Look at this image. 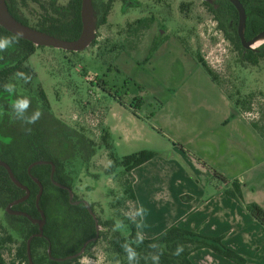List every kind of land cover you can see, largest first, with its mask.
Segmentation results:
<instances>
[{
	"label": "rangeland",
	"instance_id": "rangeland-1",
	"mask_svg": "<svg viewBox=\"0 0 264 264\" xmlns=\"http://www.w3.org/2000/svg\"><path fill=\"white\" fill-rule=\"evenodd\" d=\"M68 1L58 0V4L65 6ZM125 1L131 3L112 6L106 24L98 28L94 46L77 53L36 48L24 64L32 73L30 80L7 81L20 95L30 96L33 112V102L43 103L42 93L51 115L93 144L88 155L76 145L68 146L62 163L73 194L92 204L101 224L110 221L111 228L100 226L107 237L113 234L111 229L126 234V219L135 214L124 194L125 176L121 168L111 169V156L120 160L146 151L157 157L156 152L165 147H169L167 155L171 152L179 107L185 114L187 107L203 105L208 96L209 88L193 87L202 86L199 76L206 74L196 56L216 75L239 116L245 111L244 103H254L253 109L264 121V60L257 66L241 63L202 0ZM23 14L30 25L35 24V4ZM138 20L141 23L136 24ZM212 57L220 58V70L211 67ZM187 90L191 92L186 94ZM135 100L142 101L141 108H136ZM33 126L40 135L44 131L47 142L55 139L53 130L59 129L46 117ZM20 226L0 207L1 252L6 261L22 247ZM80 262L125 264L126 260L112 253L101 237Z\"/></svg>",
	"mask_w": 264,
	"mask_h": 264
},
{
	"label": "trees",
	"instance_id": "trees-1",
	"mask_svg": "<svg viewBox=\"0 0 264 264\" xmlns=\"http://www.w3.org/2000/svg\"><path fill=\"white\" fill-rule=\"evenodd\" d=\"M238 1L246 13L245 39L249 40L259 32L264 31V0ZM96 3V0H92L94 14L98 18ZM6 4L9 13L14 19L21 24L29 26V19L24 16L23 10L28 5L35 4L38 16L35 18L33 27L50 36L64 40H74L80 33V0H69L65 6L59 5L58 0H6ZM204 5L217 21L218 28L238 52L241 63L257 66L264 60V45L255 52L244 50L241 47L235 29L237 25V12L229 2L214 0L212 5L207 3H204ZM110 10L111 0H106L105 4L102 5L101 25L106 23ZM7 36H12V34L0 27V37ZM35 49L31 43L20 39L18 43H15L6 51L0 52V91H5L6 80L12 75L15 68L18 67L19 72L27 74L23 69V63L33 54ZM16 59H18L17 64L15 63ZM195 60L204 68L211 80L217 83L216 75L205 62L198 56H196ZM0 100L4 109L8 110L3 112V117H1L0 161L6 162L11 167L15 179L28 187L30 191L28 199L18 205L17 208L33 218H39L35 205L38 186L28 176L27 167L35 161H51L55 165L53 181L72 189L71 178L65 176L63 173L64 165L60 155V147L63 146V143L60 141V138L63 137L62 133L68 137V144L71 143V140L82 142L87 148H91L90 145L93 146V144L65 125L59 127L58 130H53L56 137L51 142L45 140L43 130L41 131L43 135H40L33 124L28 125L22 120H20L22 124L16 128H13L11 125L3 126V124H13L17 121L14 118L12 109L15 101L10 100V103H7L6 101H2L1 97ZM134 102L136 108H141L143 105L141 100H135ZM251 104L244 103L245 111L251 109ZM29 127L31 128L30 133L26 131ZM153 156V153L146 151L122 157L120 160L114 159L111 156V169L121 168V173L125 176L124 194L133 204L135 214L133 217L126 219L124 225L126 234L121 233L119 230L111 229L113 234L110 237L100 233L98 239L102 237L112 253L126 260L125 264H130L125 246L137 253L138 259L132 261L131 264H156L153 256L159 254V264H191L189 255L198 249H210L225 258L239 262L240 259L227 250L219 238L206 237L197 232L184 230L176 225L169 227L158 236L150 239H145L137 233L136 228L139 223V215L132 187L133 176L131 173L135 168L150 161ZM42 170H45V172ZM213 172L215 178L225 180L216 171L213 170ZM30 173L43 187L38 206L45 216L42 236L33 237L30 243L32 264H82L80 259L85 256L87 250L80 257L71 260L56 261L55 259L66 258L78 253L85 241L95 236V227L92 219L83 207L72 206L68 201L67 192L53 184L49 177V166H35L31 169ZM230 186L231 188L225 191L226 194L232 199L242 202L243 198L239 183L232 181ZM23 195L24 192L15 187L9 180L5 170L0 168V207L4 208L8 202L16 200ZM245 209L264 227L263 209L253 203L245 204ZM7 217L11 221L21 225L22 231L19 232V236L23 242L22 247L16 251L14 258L6 261L1 252L4 240H0V264H29L26 244L32 235L38 233V226L32 225L23 217ZM100 225L110 227L111 223L107 221L102 224L100 223ZM7 241H9L8 238ZM94 244L91 243L88 248ZM178 245H183L184 251L179 256H176L173 253ZM49 247L50 254H48Z\"/></svg>",
	"mask_w": 264,
	"mask_h": 264
},
{
	"label": "crops",
	"instance_id": "crops-1",
	"mask_svg": "<svg viewBox=\"0 0 264 264\" xmlns=\"http://www.w3.org/2000/svg\"><path fill=\"white\" fill-rule=\"evenodd\" d=\"M199 81L203 85L193 87L209 88L208 96L185 114L179 107L171 152L167 155L165 147L132 171L137 233L150 239L176 225L219 238L240 259L198 249L189 255L191 264H264V227L245 209L253 203L264 210V121L239 116L233 100L207 73ZM213 170L225 180L216 183ZM232 181L241 186L242 202L225 192Z\"/></svg>",
	"mask_w": 264,
	"mask_h": 264
},
{
	"label": "water",
	"instance_id": "water-1",
	"mask_svg": "<svg viewBox=\"0 0 264 264\" xmlns=\"http://www.w3.org/2000/svg\"><path fill=\"white\" fill-rule=\"evenodd\" d=\"M204 3L207 4H212L214 0H202ZM229 2L237 12V27H236V34L237 37L240 41V45L244 50H249V51H256L258 48L264 45V31L259 32L256 34L254 37L251 39L247 40L245 39V28H246V13L245 10L243 9L242 5L238 0H224ZM80 23H81V30L78 35V37L74 40H64V39H59L53 36H50L46 33H43L41 31H38L36 29L30 28L28 26H25L18 22L16 19L12 17V15L9 13L6 0H0V27L3 28L5 31H7L10 34H15V33H23V37L21 38L22 40L28 41L35 47H48V48H53L57 50H62L66 52H82L86 51L92 46L93 41L95 40L96 37V23H95V17L93 13V8H92V0H80ZM44 164H50L51 165V174L50 178L52 179L53 177V172H54V166L49 163V162H44V161H37L29 165L27 171L28 173L30 170L37 165H44ZM0 167H3L9 176V179L11 182L21 190L25 191V195L21 197L20 199L11 202L8 204L6 207L5 211L9 215L13 216H20L26 218L31 224L37 225L38 226V233L34 234L31 236L26 244V249H27V257H28V262L29 264H32V260L30 257V243L33 237H41L43 233V226L45 224V216L43 212L40 210L38 206V202L40 200V197L42 195L43 187L41 183L35 179L32 178L33 182L38 186V193L36 195V200H35V205L36 209L39 213V218H33L29 216L28 214L21 212V211H13L11 210L12 206L17 205L19 203L24 202L28 196H29V191L27 188L23 185H21L13 176L11 173L10 168L5 164L4 162L0 161ZM54 185L58 186L61 189H65L68 191V196H69V201L72 199V192L65 186H61L57 184L56 182H53ZM87 204V203H85ZM92 218L95 223V228H96V237L92 239V241H96L97 236H98V231L100 229V226L98 225V220L95 218L94 215H92ZM89 241H87L82 249L72 255L68 256L66 258H59L55 259L56 261H64V260H71L73 258H78L80 257L83 252L85 247ZM48 254H50V247L48 248Z\"/></svg>",
	"mask_w": 264,
	"mask_h": 264
},
{
	"label": "flooded vegetation",
	"instance_id": "flooded-vegetation-1",
	"mask_svg": "<svg viewBox=\"0 0 264 264\" xmlns=\"http://www.w3.org/2000/svg\"><path fill=\"white\" fill-rule=\"evenodd\" d=\"M105 1L106 0H96V4H97V7H98V12H97V17L98 18H96L95 17V14H94V17H95V23H96V37H95V40L93 41V43H92V46H94L95 45V42H96V38H97V31H98V28L100 27V26H102V25H105V24H100V20H101V18H102V5L103 4H105ZM117 2H124V4H126V5H128L129 3H131V2H126L125 0H111V8H112V6L114 7V5L117 3ZM213 4V3H212ZM212 4H210V5H212ZM93 8V7H92ZM93 13H94V10H93ZM110 13V12H109ZM109 15V14H108ZM108 17V16H107ZM14 18V17H13ZM106 22H107V18H106ZM141 23V21L140 20H138V21H136V24H138V23ZM24 25V24H23ZM25 26H28V27H30V28H33V29H35L34 27H33V25H25ZM3 29V28H2ZM37 30V29H36ZM39 31V30H38ZM42 32V31H41ZM35 47V46H34ZM35 48H39V47H35ZM68 53V52H67ZM70 53H73V52H70ZM28 60V59H27ZM27 60H25V62L23 63V69H24V71H26V75L28 76V77H32V73H31V71H30V69H29V67H27V66H25L24 64L27 62ZM15 63L17 64L18 63V59H16L15 60ZM7 69V68H6ZM3 70V69H2ZM19 72V68L17 67V68H15V70H13V72H12V75L11 76H9L8 78H7V80H6V82L8 81V79L9 78H17L18 79V77L15 75L16 73H18ZM9 75V74H8ZM40 98H42V100H43V103H41V105H36V103H34L33 102V104L35 105V109L36 110H39L41 113H42V115H41V117L42 118H44V117H46V119H49V120H52L53 122H55V125H57L58 127H62V125H65L64 123H62L61 121H59L58 119H56V118H54L52 115H51V113L49 112V110H48V104H47V102H46V100H45V98H44V95L41 93L40 94ZM0 97L2 98V101H6L7 103H10V100H14V101H16V100H18V99H23V98H27V99H29L31 102H32V100H31V98H30V96L29 95H26V94H23V95H20V93H18L16 90L14 91V93H12V94H10L9 92H7V91H0ZM17 98V99H16ZM30 102V103H31ZM14 104V103H13ZM35 110V111H36ZM6 111H8V110H5L4 109V106L3 105H1V100H0V113H1V117H3V112H6ZM33 113V111L32 110H30V108H28L27 109V115H31ZM53 119H55V120H53ZM20 124H22V122L19 120V119H17V121H15V123H13V124H10V123H7V124H3V126H5V125H11L13 128H16V127H18ZM2 125V122H1V119H0V126ZM65 126H67V125H65ZM68 127V126H67ZM63 134V137H61L60 138V141H61V143H63V146H61L60 147V151H61V159L62 158H64L66 155H68V146H70L71 145V147H73V145L75 146H77V148H79V149H81L84 153H85V155L87 154V153H89V151H91V149H92V147L91 148H87V147H85L84 146V144L82 143V142H78V141H76V140H71V143L70 144H68V137L67 136H65V134L64 133H62ZM74 142H75V144H74ZM72 149H74V148H71L70 150H72ZM88 155V154H87ZM2 162H4V161H2ZM35 162H37V161H35ZM44 162H49V163H51V161H44ZM5 164H7L6 162H4ZM34 163V162H33ZM32 164V163H31ZM30 164V165H31ZM53 166H54V172H55V165L53 164V163H51ZM7 166L10 168V170H11V173L13 174V172H12V169H11V167L7 164ZM37 166H49L50 167V173H49V177H50V174H51V165L50 164H44V165H37ZM29 167V166H28ZM28 167H27V169H28ZM35 167V166H34ZM0 168H3V167H0ZM4 169V168H3ZM5 170V169H4ZM43 172H45V170H42ZM5 172H6V174H7V171L5 170ZM30 172H31V170H30ZM28 173V171H27V174H28V176L32 179L33 177H32V175H31V173ZM54 172H53V176H54ZM63 173H64V175L65 176H68L65 172H64V169H63ZM7 176H8V174H7ZM13 176H14V174H13ZM8 178H9V176H8ZM14 178H15V176H14ZM51 179V178H50ZM10 180V179H9ZM11 181V180H10ZM18 181V180H17ZM33 181V180H32ZM51 181L52 182H54L53 181V177H52V179H51ZM19 182V181H18ZM12 183V182H11ZM20 183V182H19ZM13 184V183H12ZM21 184V183H20ZM54 184V183H53ZM58 184V183H57ZM14 185V184H13ZM21 185H23V184H21ZM60 185V184H59ZM15 186V185H14ZM23 186H25V185H23ZM56 186V185H55ZM61 186H63V185H61ZM16 187V186H15ZM26 187V186H25ZM56 187H58V186H56ZM18 188V187H17ZM27 188V190L29 191V189H28V187H26ZM59 188V187H58ZM67 188V187H66ZM18 189H20V188H18ZM61 189V188H60ZM69 189V188H68ZM21 190V189H20ZM62 190H65V189H62ZM69 190H71V192H72V189H69ZM23 192H24V195H25V191L24 190H22ZM66 192H67V195H68V191L67 190H65ZM43 192V191H42ZM23 195V196H24ZM72 199H71V201H69V196H68V201H69V203L72 205V206H81V207H83L85 210H86V212L89 214V216H90V218L92 219V221H93V223H94V220H93V218H92V215H94L95 216V214H94V211H93V207H92V204L90 203H88V202H86L84 199H82V198H77L74 194H73V192H72ZM23 196H20L18 199H20L21 197H23ZM29 196H30V191H29ZM28 196V197H29ZM18 199H16V200H18ZM28 199V198H27ZM26 199V200H27ZM16 200H13V201H16ZM25 200V201H26ZM13 201H10V202H8L6 205H5V207L3 208V210H4V213H5V215L6 216H13V215H9V214H7L6 213V211H5V209H6V207L8 206V204H10L11 202H13ZM24 201V202H25ZM24 202H22V203H24ZM22 203H19V204H17V205H14V206H12V208H11V210H13V211H20L17 207H18V205H20V204H22ZM85 203H87V204H85ZM22 212V211H21ZM14 217H20V216H14ZM24 218V217H23ZM95 218L98 220V225L99 226H101L100 225V223H99V219L95 216ZM33 225V224H32ZM94 227H95V223H94ZM101 230H102V227H100V229H99V231H98V236H97V239H96V241L98 240V238H99V235H100V233H101ZM39 232V231H38ZM95 236L94 237H92V238H90V239H87L86 241H85V243L87 242V241H89V243L87 244V246L85 247V249H84V252L87 250V248H88V246L91 244V243H95L96 241H92V239L93 238H95L96 237V228H95ZM33 236V235H32ZM84 243V244H85ZM84 244H83V246H84ZM82 246V247H83ZM82 247H81V249H82ZM80 249V250H81ZM83 252V253H84Z\"/></svg>",
	"mask_w": 264,
	"mask_h": 264
},
{
	"label": "clouds",
	"instance_id": "clouds-1",
	"mask_svg": "<svg viewBox=\"0 0 264 264\" xmlns=\"http://www.w3.org/2000/svg\"><path fill=\"white\" fill-rule=\"evenodd\" d=\"M23 37V33H15L12 36L7 37H0V52L6 51L9 47L13 46L15 43H18L19 40ZM18 78L25 80L28 82L30 77H28L23 72H18L15 74ZM5 91L9 92L10 94L14 93L15 86L12 84L5 85ZM30 107V100L27 98L18 99L12 105V109L14 112V118L22 120L24 123L28 125L35 124L41 117L42 113L39 110H36L31 115H27V109ZM27 132H31V128L26 129ZM119 227V222L117 224ZM125 251L128 253V260L131 264L132 261H136L138 259L137 253L130 249L129 247L125 246ZM184 251L183 245H178L175 252L173 253L176 256H179ZM162 254V253H161ZM160 254L153 256V260L156 264H159Z\"/></svg>",
	"mask_w": 264,
	"mask_h": 264
},
{
	"label": "built area",
	"instance_id": "built-area-1",
	"mask_svg": "<svg viewBox=\"0 0 264 264\" xmlns=\"http://www.w3.org/2000/svg\"><path fill=\"white\" fill-rule=\"evenodd\" d=\"M211 67L216 68L217 70H220L221 68V60L217 57L211 58ZM254 103L251 104V109L248 111L242 112V117L249 122L255 121L258 119L259 114L253 109Z\"/></svg>",
	"mask_w": 264,
	"mask_h": 264
}]
</instances>
